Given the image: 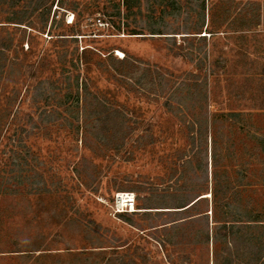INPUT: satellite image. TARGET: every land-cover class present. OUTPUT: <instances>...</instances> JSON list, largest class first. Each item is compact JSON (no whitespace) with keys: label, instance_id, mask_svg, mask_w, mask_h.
I'll list each match as a JSON object with an SVG mask.
<instances>
[{"label":"rangeland","instance_id":"rangeland-1","mask_svg":"<svg viewBox=\"0 0 264 264\" xmlns=\"http://www.w3.org/2000/svg\"><path fill=\"white\" fill-rule=\"evenodd\" d=\"M196 1L65 0L46 25L2 23L16 52L0 82V264H264V0H218L203 29L217 34L191 41L183 37L202 24ZM16 2L1 5L0 21ZM224 15L244 25L222 27ZM84 49L106 63L87 74ZM111 53L127 54L131 75L119 76ZM77 77L117 112L105 138L97 109L78 100ZM215 174L225 212H248L262 243L231 252L207 243L212 198L197 212L209 219L174 227L195 212L141 209L128 213L133 224L112 213L116 193L213 190Z\"/></svg>","mask_w":264,"mask_h":264},{"label":"trees","instance_id":"trees-1","mask_svg":"<svg viewBox=\"0 0 264 264\" xmlns=\"http://www.w3.org/2000/svg\"><path fill=\"white\" fill-rule=\"evenodd\" d=\"M6 1L7 0H0V7L1 5L6 4ZM217 1L218 0H197L196 1L197 4L194 10L198 12L197 13L198 19L199 21L202 22V24L200 25L199 24L200 22H198V24L196 25L198 29L192 30V32L187 33L188 35H191V36L189 37L187 36L183 38H190L191 41H194L196 38H198L197 35H202L203 33L209 34L210 37H213L214 35L217 34V32L213 31L214 28H211L214 25L210 23L206 27V32H203V29L205 27V14L208 11L209 14L211 13V17L214 15L215 11L213 13L211 11H213L214 8H217L218 6ZM219 1H222V0H219ZM56 2H57V8H58L59 5L62 6L64 4L65 0H17L16 2L17 5L13 6L12 4L8 6V8H10L9 10H11V14L8 15L9 16L8 18L4 19V22L0 21V31L5 30V27H7L5 25L3 26L2 23L7 24V25L14 24V25H19V26L20 25L27 26V24H31V21L34 16L42 20L44 22V25H46L50 12L52 8L54 7V5L56 4ZM223 18H224V21L222 23V27L224 26L233 27V23L234 25L236 24L244 25V22H245V20L243 19L242 21L238 22L237 20L231 19L230 16L227 17V15H224ZM249 23L251 24H249L247 27L252 28L254 21L251 20L249 21ZM15 28H19V27H15ZM150 34L151 35H178V33H173V34H169V33L167 34V33H162V32L157 33L156 30H154ZM50 36L53 37V35H50ZM166 38L174 39V40L176 39L174 36H170ZM65 40H66L65 38H60L59 41L65 42ZM200 40L206 41L207 36H200ZM28 50H30V48ZM15 52L16 50L13 47V40H9V39L6 40V38L3 39V37L0 36V82L2 79V75L4 74V72H6L5 67L7 68V62L9 60L11 61V59L14 60L12 58L13 57L12 55H14ZM77 57H78L77 58L78 64L82 61L80 63V66H83V68H85V71L87 74L90 73L93 65L103 66L106 63L105 58H103L101 55L99 56L97 54H91V51H88V49L83 50L82 57L81 56H77ZM109 57H110L109 59H111V62L118 64L119 65L118 67H121V69L123 70V73H121V71L119 72V76L124 77L127 75H131L130 70L134 64L128 59L127 54L121 60H116L114 56L112 55V53L109 54ZM42 58H43L42 59L43 63L41 65H43V67L46 68L45 60L47 58L46 56H42ZM41 69H44V68L38 66V71L41 72ZM145 77L146 75H143L138 80L140 85L141 83L142 84L144 83ZM75 82H76L75 87L79 95L78 100L79 99L82 100L83 109L86 110L90 106L97 109L96 112H97V115L99 116L96 119V122L98 123L96 128L99 129L100 132L105 133L102 135V138H105L104 135H106V132L110 131V126H109V124L111 123L110 119L114 115L116 116V113H117L116 110H113L112 104L107 99V97H105L106 95L100 96V94H98L97 92L93 90V88L91 87V83L89 80H87V78L83 79L82 82H79V78L77 77ZM71 84L69 86L70 91H72L74 87L73 84L72 86ZM50 85L54 86L53 83H51ZM195 87L199 88L198 85H195ZM44 92L49 95L52 92L51 94L54 95L52 87L48 88V90ZM55 96L53 97L47 96V98L52 100V98L54 99ZM233 115L235 114H232V116ZM53 118H54L53 115H51V121H53ZM201 138H204L205 144L208 145L207 135L205 136V134H201ZM214 176H215L213 179L214 188L216 189V188H219L217 185L220 182H218V179H217L218 175L215 174ZM194 189L195 191L191 194V192L190 193L185 192L184 190H180V189L174 191L173 189L169 187L168 189L164 190L163 193H155L154 195L150 194V195L141 197L140 195L142 193L145 194L146 192L142 188L137 187V190H135V192L133 193L139 194V199L142 201V203L137 204L136 210L170 209L172 210L171 212L169 211V212H163V213H174V215H183V214H187L192 211L195 212L191 216L179 217L171 221L170 222L171 226L174 227V226H177L178 224H183L187 222L188 220H192V219L194 220L200 217H206V219H209L208 210L203 214L197 213V212H198V207L202 203L204 202L208 203L209 198H212L211 203L214 208L211 211H212L213 218H214V221H213L215 225L214 227L216 229H215V232L211 234V236L209 235V233L207 234L206 236L207 243L217 244L218 242L224 241V244H225L224 251L225 252H228V251L231 252L233 250L231 246L234 245L236 247L240 245V243H243V242H246V243L248 242L249 245L251 246H255L259 243H262L260 239L254 238V236H256V234L254 233V230L258 228L260 223H258V221L254 220L253 218H249L248 216L249 214L247 211H246L247 213H237L231 210H228V212H225L227 208L229 207V205L228 206L222 205V201L224 198L219 197L220 195L218 192L219 190L217 189L210 190L208 189V185H199L197 186V189L196 188ZM226 195L227 194L225 192L224 196ZM152 204L155 206L157 205L158 207L151 208L149 205H152ZM144 205H147V207H145ZM224 207H226L225 210H224ZM218 211H221L223 213L222 221L218 220ZM144 213L146 214H143V215L148 216L149 215L148 213H151V212H144ZM157 213H161V212H157ZM118 216L122 217V219L125 222L131 223V224L134 223L131 217L128 215V213L119 214ZM227 217H232L233 220L230 221V219ZM258 253L252 255L254 259L250 260L251 262L253 261L256 263L258 262L259 256H260V255L258 256ZM220 255L221 253H217L215 257H219Z\"/></svg>","mask_w":264,"mask_h":264},{"label":"built area","instance_id":"built-area-1","mask_svg":"<svg viewBox=\"0 0 264 264\" xmlns=\"http://www.w3.org/2000/svg\"><path fill=\"white\" fill-rule=\"evenodd\" d=\"M137 207L136 195L131 192H119L115 194L114 202L111 206L112 213L119 215L123 213L135 212Z\"/></svg>","mask_w":264,"mask_h":264}]
</instances>
